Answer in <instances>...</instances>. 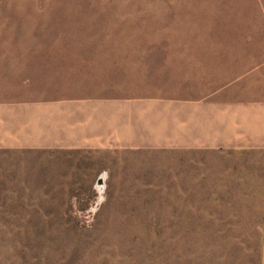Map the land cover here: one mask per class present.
Here are the masks:
<instances>
[{
	"label": "rangeland",
	"instance_id": "rangeland-1",
	"mask_svg": "<svg viewBox=\"0 0 264 264\" xmlns=\"http://www.w3.org/2000/svg\"><path fill=\"white\" fill-rule=\"evenodd\" d=\"M0 264H264V0H0Z\"/></svg>",
	"mask_w": 264,
	"mask_h": 264
}]
</instances>
